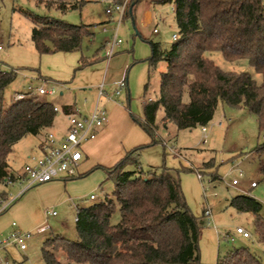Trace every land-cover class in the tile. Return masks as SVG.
<instances>
[{
  "label": "rangeland",
  "instance_id": "1",
  "mask_svg": "<svg viewBox=\"0 0 264 264\" xmlns=\"http://www.w3.org/2000/svg\"><path fill=\"white\" fill-rule=\"evenodd\" d=\"M84 1L81 9L61 12L38 5L35 0H0V46L3 47L0 69L12 70L17 75L5 91L7 106L16 92L26 93L30 84L40 85L42 78L64 85L57 96L45 97L44 100L62 108L70 99L79 111L87 114L97 103L100 84L104 82L108 92H114V84L125 81L129 92L123 90L115 101L103 99L101 103L114 124V144L120 146L121 157L112 166L127 152L145 146L139 156L144 172L166 167L180 179L187 206L202 229L199 243L201 264H218L227 254L243 247L264 262V245L253 235V215L238 213L230 206L232 198L250 196L263 205L261 215L264 217V181L259 173L260 166L264 164V153L258 152L259 146L264 145V133L259 132L256 116L245 108L234 109L220 103L214 120L206 126L208 140L204 144L201 127L178 130L174 123L164 125V111L160 109L156 121L158 143L153 144V139L136 120L143 123L145 103L158 99L161 75L166 71L167 64L161 62L156 69L149 67L147 60L151 56V47L148 41L161 43L166 50L172 47L173 36L177 35L174 6L152 4L150 9L154 20L142 26L140 19L146 2L140 3L135 17L125 18L118 25L116 16L106 14L105 0ZM21 11L72 25L89 26L94 36L85 38L81 51L76 54L40 55L32 41L33 24ZM155 29L158 33H154ZM115 35L121 40V45L110 56ZM82 56L96 61L79 68ZM207 56L225 72H246L261 81V76L246 61H228L220 52L208 53ZM57 76L61 78L59 81ZM61 91L64 93L62 97ZM116 104L127 114L128 120L114 113ZM131 125L137 127L138 134L132 133ZM66 126L64 114L57 113L52 130L18 142L9 157L11 168L22 170L28 154L40 155L36 147L48 133H62ZM86 145L83 152H86ZM89 164L87 162L86 166ZM96 167L93 165L84 174V184L70 190L57 189L54 185H37L24 191L26 183L21 181L7 187L0 184V197L6 192L7 201H11L10 206L0 213V264H46L42 256L46 240L58 236L77 240L78 208L91 207L111 196L115 190L112 182L105 179V171ZM198 174L202 175L201 180ZM234 180L238 185L233 186ZM253 182L257 184L255 188L251 187ZM92 194L97 197L95 201L90 198ZM206 211H210L211 220L205 215ZM52 212H56L55 217ZM118 221L117 211L112 223ZM41 227H45V231L39 233ZM238 227L250 232L251 238L237 235ZM16 231L30 235L25 251L11 241L6 242ZM56 255L61 262H66L62 252Z\"/></svg>",
  "mask_w": 264,
  "mask_h": 264
},
{
  "label": "trees",
  "instance_id": "2",
  "mask_svg": "<svg viewBox=\"0 0 264 264\" xmlns=\"http://www.w3.org/2000/svg\"><path fill=\"white\" fill-rule=\"evenodd\" d=\"M35 1L61 12L81 9L85 3ZM140 2L135 0L126 18L133 17ZM153 4H172L177 26V40H173L169 50L161 43L148 41L149 67L156 69L161 62L167 64L158 99L145 103L143 123L136 120L153 144L158 143L156 121L160 109L164 111V125L174 123L178 130H188L208 126L220 103L248 110L256 116L259 132L264 133V1L153 0ZM21 12L33 24L32 41L40 55L80 52L84 39L94 36L89 26ZM212 52L222 53L231 62L246 61L261 81L250 73L221 70L207 56ZM95 61L82 56L79 68ZM16 76L12 70L0 69V184L14 179L9 157L18 142L52 130L57 115L55 105L34 94L7 106L5 91ZM61 110L64 114L76 112L69 105ZM144 148L127 152L115 166L96 167L105 171L114 192L91 207L78 209L76 241L60 236L46 240L42 249L46 264H201L202 229L187 206L180 179L166 167L144 172L139 161ZM258 152L264 153V145L259 146ZM259 173L264 181V164ZM0 198L7 199L6 192ZM230 206L238 213L253 215V235L264 245L263 205L250 196L239 195L231 199ZM117 211L119 221L113 224ZM57 252L65 255V263ZM218 264L264 262L243 247L227 254Z\"/></svg>",
  "mask_w": 264,
  "mask_h": 264
},
{
  "label": "built area",
  "instance_id": "3",
  "mask_svg": "<svg viewBox=\"0 0 264 264\" xmlns=\"http://www.w3.org/2000/svg\"><path fill=\"white\" fill-rule=\"evenodd\" d=\"M105 12L108 16L118 18V25H120L126 18V15L132 10L135 0H105ZM154 33H158L155 29ZM177 40V35L173 37ZM121 45V40L117 39L115 35L110 56L113 54L114 49ZM3 47L0 46V52ZM40 85L30 84L26 93L16 92L13 100H24L28 94H34L40 97H55L59 93L60 87L64 85L56 84L51 80L40 79ZM114 92H108L106 84L103 82L98 87V100L91 112L83 114L76 109L75 113L64 114L61 108L55 106L56 113H63L67 120V129L60 135L52 132L48 133L46 139L39 147L40 155H32L29 157L28 163L24 166L21 175L14 176V179L8 178L5 185L13 186L17 181L26 183L24 191L37 185L46 184L58 179H74L80 174V167L84 160L83 146L84 144L94 140L99 131L109 123V115L105 106L101 105L102 100L115 101L119 98L123 90L127 89L125 81L115 84ZM60 94H63L61 91ZM202 142L205 144L208 140L207 127L202 128ZM172 151H175L172 149ZM201 180L202 175L198 174ZM233 186L238 185L236 180L233 181ZM257 184L253 182L252 188ZM91 200H96V196L92 195ZM0 198V213L4 212L11 204V201ZM5 202V204H4ZM4 204V205H3ZM56 216V212L51 213ZM205 215L210 218V211H206ZM211 220V218L209 219ZM45 231V227L38 229L39 233ZM236 234L242 236L244 239H250L251 233L242 227L236 229ZM30 235H22L21 232H14L6 242H12L17 245L22 251L26 250V240ZM233 242L234 239L230 237Z\"/></svg>",
  "mask_w": 264,
  "mask_h": 264
},
{
  "label": "crops",
  "instance_id": "4",
  "mask_svg": "<svg viewBox=\"0 0 264 264\" xmlns=\"http://www.w3.org/2000/svg\"><path fill=\"white\" fill-rule=\"evenodd\" d=\"M80 1H84V0H80ZM144 2H146L145 5H144L145 6V10H144L143 16L140 19V23L142 24V26H147V25L151 24L153 22V20H154L153 13H152V11L150 9L151 5L153 4V0H141L140 3H144ZM136 11H137V8L133 12V16L134 17H135ZM89 31H90V29H89ZM68 54H76V53H68ZM76 58L77 57H74V59H76ZM39 76L42 77L40 73H39ZM57 79H58L57 81H59V79H61V78L58 77ZM60 81H62V80H60ZM65 83H66V81H65ZM114 86H115V84H114ZM126 90L129 92L128 84H127V89ZM60 95L62 97V96H64V93L60 94ZM65 105H69V106H74L75 107V105L73 104V102H71L70 99L65 101L63 106H65ZM76 109L77 108L75 107V110ZM113 111H114V113L118 114V116H122V118L124 120L125 119L126 120L129 119V117L126 116L127 114L121 109V107L118 104H116L113 107ZM66 125H67V120H66ZM54 127H55V125H54ZM65 129H67V126H66ZM131 131L134 134L135 133L138 134L137 133V127H135V126L131 125ZM113 132H114V124H113V122H111V120H109V123L104 128H102L99 131L97 137L94 140H92V141L87 143L86 148H85L86 152H84V160H83L82 165L80 167L79 176L88 173V171L90 170V168L93 165L102 166V167L108 166L106 168H109L115 163V161L120 159V157H121L120 156L121 152L119 151L120 146L114 144ZM60 134H61V132L59 133V135ZM41 144H42V142L36 147V150H37L38 153H40L39 147H40ZM130 145H132V143ZM121 148H122V146H121ZM122 149H125V148H122ZM32 155L28 154L26 156V163L24 164V166L28 163L29 157H31ZM91 159H92L93 162L91 161ZM85 161H86V164H85ZM87 162L90 163L88 166H86ZM85 166H86V168H85ZM23 168H22V170H23ZM22 170L14 171L11 168V166H10V172L14 176L21 175ZM105 179H106V175H105ZM83 180H84L83 178H78V177L74 178V179H58V180H55V181H52V182H49V183H46V184H42V185H48V186L54 185L57 189L66 188V189L70 190L72 188L80 186L81 184H84L86 181H83ZM38 186H41V185H38ZM5 187H7V186L5 185ZM92 195H94V194H92ZM92 195H90V198H91ZM65 198L66 197H64L63 200H65ZM96 199H97V197H96ZM41 228H44V227H41ZM41 228H39V229H41Z\"/></svg>",
  "mask_w": 264,
  "mask_h": 264
}]
</instances>
